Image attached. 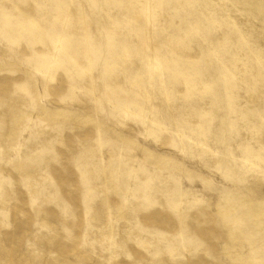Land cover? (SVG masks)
Segmentation results:
<instances>
[{
    "label": "rangeland",
    "instance_id": "obj_1",
    "mask_svg": "<svg viewBox=\"0 0 264 264\" xmlns=\"http://www.w3.org/2000/svg\"><path fill=\"white\" fill-rule=\"evenodd\" d=\"M0 264H264V0H0Z\"/></svg>",
    "mask_w": 264,
    "mask_h": 264
},
{
    "label": "bare ground",
    "instance_id": "obj_2",
    "mask_svg": "<svg viewBox=\"0 0 264 264\" xmlns=\"http://www.w3.org/2000/svg\"><path fill=\"white\" fill-rule=\"evenodd\" d=\"M155 69V68H154ZM46 77H49V75H46ZM153 125H155V123H152ZM183 137H185V136H183ZM189 137V136H188ZM190 138V137H189ZM189 142V141H188ZM190 143V142H189ZM207 149V148H206ZM209 149V148H208ZM246 160V159H245ZM249 160V159H248ZM257 168V167H256ZM236 208V207H235ZM157 217H155V216H152V217H150V218H148V220L147 221H155L154 219H156Z\"/></svg>",
    "mask_w": 264,
    "mask_h": 264
}]
</instances>
